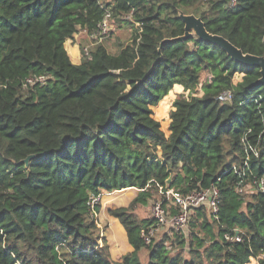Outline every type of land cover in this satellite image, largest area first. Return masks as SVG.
Masks as SVG:
<instances>
[{
    "label": "trees",
    "instance_id": "obj_1",
    "mask_svg": "<svg viewBox=\"0 0 264 264\" xmlns=\"http://www.w3.org/2000/svg\"><path fill=\"white\" fill-rule=\"evenodd\" d=\"M107 9L120 21L131 11L130 41L115 55L95 43L72 63L64 42L78 28L92 36ZM178 10L264 56V0H0V264H264V192L237 194L231 170L246 140L257 150L251 172L264 177L259 68L195 36L160 45L184 33ZM37 76L44 80L26 84ZM224 90L231 102L216 99ZM167 104L165 133L153 108L163 115ZM128 187L140 191L109 214L133 249L114 261L92 215L100 205L89 196ZM159 187H215L218 218L196 208L186 235L146 244L142 234L154 221L133 210ZM234 229L242 239L226 241Z\"/></svg>",
    "mask_w": 264,
    "mask_h": 264
},
{
    "label": "built area",
    "instance_id": "obj_2",
    "mask_svg": "<svg viewBox=\"0 0 264 264\" xmlns=\"http://www.w3.org/2000/svg\"><path fill=\"white\" fill-rule=\"evenodd\" d=\"M231 2H234V0H231ZM120 19L124 21H131V11L120 16ZM112 20L113 17L111 11L108 9L105 10L103 18L98 23L97 30L92 37L99 41L108 37ZM88 52L89 49L84 47L83 55L87 56ZM43 80L44 76L32 77L26 80V84H32ZM232 97L233 94L230 90H224L217 95L216 99L221 103H228L231 102ZM243 145L245 150L244 158L239 164H233L231 166V170L237 178L235 192L241 195L253 192H264V177L256 178L255 175L252 174L249 166L250 156H257V150L250 146L246 140H243ZM160 188L162 189V187ZM170 190L163 191L162 194L166 197ZM95 198H97L95 195L91 194L89 196L91 206L93 205ZM173 204L176 206V210H171L172 212H170L165 207L166 204H163V200L157 199L151 203L149 216L153 219L154 224L146 228V232L142 234L145 243L150 242L158 226L161 225H167L168 229L174 231H182L183 227L189 223L188 220H190L189 212L186 208L187 206H191L194 209L199 207L204 208L207 215L216 219L218 218L219 194L215 187L190 191L187 194H184V196L182 194L174 195ZM223 238L230 242L240 241L242 239V234L239 229H234L232 231L225 232L223 234Z\"/></svg>",
    "mask_w": 264,
    "mask_h": 264
},
{
    "label": "rangeland",
    "instance_id": "obj_3",
    "mask_svg": "<svg viewBox=\"0 0 264 264\" xmlns=\"http://www.w3.org/2000/svg\"><path fill=\"white\" fill-rule=\"evenodd\" d=\"M104 1H109V0H104ZM185 14H193V13H185ZM195 16H197V15H195ZM197 17H199V16H197ZM112 21L113 22H116V21L121 22L120 20H117V19H113ZM119 28H122V29L118 30V28L114 24L113 25L111 24V29H110L108 37H106L107 38L106 40L110 41V40L114 39L115 40V44H117L118 47H122V46H124L125 44H127L130 41V37H131L132 31H131V34L129 36V30H131V28L128 25H126L125 23L122 24V27H119ZM104 39H102L100 41L105 43L106 40H104ZM98 42H99V40H98ZM112 44L114 45V41H113ZM89 45L90 44H88L87 46H89ZM179 93H181V91H176L174 93L173 97L168 101L169 109H170V105H171L172 101L174 100L175 96L177 94H179ZM184 94L187 95L186 92H184ZM168 104H167L166 113L163 114V115L160 114V112H159V107L160 106H157V107L153 108V113H154L153 115H154L155 119H157L160 122L161 129L164 130L165 133L167 132V125H168V122H169V119H168ZM121 190H130L129 194H133V197L131 199L129 198V200L127 201V197L129 196V194L127 193L126 196H125L126 200H124V198L122 197V200H124L122 202L109 203L108 202L109 198H107V197L111 196L113 194H117V193L121 192ZM166 190H170V189H166ZM166 190H164L163 188L161 189L159 187V188H157V190L152 191L151 198L148 199L147 203H145V204H136L134 206V210H133V213L135 214L136 218L137 219H141V218L148 217L149 213H150V205H151V203L154 200H157V199L166 200L165 207L170 212H172L171 208H175L176 209V206L173 204L174 203V195H181V193L176 191V190H174L172 188L170 190V192L168 193V195L165 197V195L162 194V192L166 191ZM139 191H140V189H138V188L128 187V188H123V189H120V190H114L112 192L103 191V192H100L99 194L95 195L97 198H95V201H94L92 206L94 207L96 204H99L100 206H99L98 210H95V211L93 210V214L92 215H93L95 224L97 225L99 236L107 238V241H108V239H111L112 258L114 260L118 259L119 255H122L124 252H127L126 251L127 249L126 248L124 249L123 244L118 243L119 240L118 241L117 240L114 241V239H113V238H115L116 233H115L114 230L110 229V226L112 224L113 216H111L109 214V212H110V210L118 208V207H127V206H129V204L137 196ZM182 195L184 196V194H182ZM186 208H187V210L189 212V217L190 218H192V217L194 218L195 217V214H194L195 213V209L192 208L191 206H187ZM188 228H189V223H187L183 227V230L181 232H183V234L186 235L187 232H188ZM157 229H158V233H157V237H156L157 240L160 237H162L163 235H166V234L168 235V233H167V231H168L167 230V225L158 226ZM124 240L127 242L126 239H124ZM99 242H100V240H99ZM138 255H139V258H140L141 262L145 263L146 260H147V251H146V249L145 248L141 249L139 251ZM256 261H257V259H254L252 262L256 264Z\"/></svg>",
    "mask_w": 264,
    "mask_h": 264
},
{
    "label": "water",
    "instance_id": "obj_4",
    "mask_svg": "<svg viewBox=\"0 0 264 264\" xmlns=\"http://www.w3.org/2000/svg\"><path fill=\"white\" fill-rule=\"evenodd\" d=\"M177 16L184 24V33L178 37L165 38L161 41L160 45L165 42L183 41L195 36L200 41L211 43L220 47L232 60L238 62L240 65L259 68L260 77L257 82L259 84H264V56L244 53L240 48L233 45L223 36L208 32L202 19L194 14H185L183 11L178 10ZM158 50H160V48ZM31 157L32 155H28L25 159L19 161L18 163L26 165Z\"/></svg>",
    "mask_w": 264,
    "mask_h": 264
},
{
    "label": "crops",
    "instance_id": "obj_5",
    "mask_svg": "<svg viewBox=\"0 0 264 264\" xmlns=\"http://www.w3.org/2000/svg\"><path fill=\"white\" fill-rule=\"evenodd\" d=\"M111 23H112V25L114 24L118 28V30H121L122 28H119V27H122V24H124L125 22L123 20L121 22H118V21L113 22L112 21ZM130 34H131V30H129V36H130ZM106 39L107 38H105L104 40H106ZM113 41H114V45L112 44ZM99 42H101L105 46L106 50L110 54H113V55L117 54L121 48V47H118L117 44H115L114 39L110 40V41L106 40L105 43H103L102 41H99ZM95 43H98V40H97V42H93L92 36L87 35V33L84 29L78 28L76 33H74L71 38H68L64 42V47H65V50L67 51V53L69 55L71 62L75 63V64H79L81 61V58L84 57L83 48L86 47L90 50L94 46ZM88 44H90V45L87 46ZM132 197H133V194H129V196L127 197V201L129 200V198L131 199ZM124 200H126V199H124ZM124 200H122V201H124ZM122 201L119 200L118 203L122 202ZM113 218H112V224L110 223L111 224L110 229L114 230L116 235H115V238H113V237L112 238L114 239V241L119 240L118 243L123 244L124 249L126 248L127 252L132 251L133 248L127 240L126 231H125L123 225L119 222V220L117 218H115V217H113ZM124 239H126L127 242ZM107 242L109 243L110 257L112 260H114L112 258L111 239H108ZM127 252H124L123 254H125ZM122 255H119L118 257H120ZM116 260L117 259H115L114 261H116Z\"/></svg>",
    "mask_w": 264,
    "mask_h": 264
},
{
    "label": "clouds",
    "instance_id": "obj_6",
    "mask_svg": "<svg viewBox=\"0 0 264 264\" xmlns=\"http://www.w3.org/2000/svg\"><path fill=\"white\" fill-rule=\"evenodd\" d=\"M209 216V215H208ZM148 217H150V216H148ZM211 217V216H210ZM213 218V217H212ZM167 233H168V235L170 236V235H172L173 233H176V232H181V231H174V230H171V229H168L167 228ZM157 233H158V229L156 230V232H155V234H154V236L152 237V238H156L157 237ZM152 238H151V240H152ZM151 240H150V242H151ZM149 242V243H150ZM149 243H146V244H149ZM166 244H167V242H166ZM171 248V245L169 244L168 245V249H170Z\"/></svg>",
    "mask_w": 264,
    "mask_h": 264
}]
</instances>
